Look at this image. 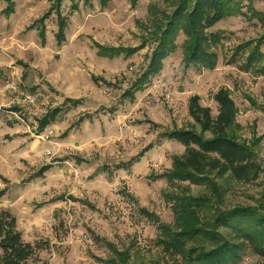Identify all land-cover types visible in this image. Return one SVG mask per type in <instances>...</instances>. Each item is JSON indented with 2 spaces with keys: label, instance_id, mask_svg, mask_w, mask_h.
<instances>
[{
  "label": "rangeland",
  "instance_id": "374dc122",
  "mask_svg": "<svg viewBox=\"0 0 264 264\" xmlns=\"http://www.w3.org/2000/svg\"><path fill=\"white\" fill-rule=\"evenodd\" d=\"M53 1L12 0L9 15L0 1V210L16 218L25 242L46 247L29 264H106L111 245L127 251L130 262L177 264V256L158 246L157 225L139 209L172 224L164 193L174 190L162 175L184 147L164 134L191 127L188 99L194 95L215 117L220 89L237 108L241 139H259L261 167L252 183L217 181L221 208L264 213V73L258 71L264 57L253 70L243 69L254 47L264 55V0H253L258 18L243 9L248 16L226 18L210 30L224 38L214 49V70L184 66L180 35L162 71L133 99L123 95L145 71L153 33L159 35V23L179 0H140L135 7L129 0H64L60 47L54 13L44 22V43L32 28ZM95 45L135 51L108 59ZM13 88L37 95L35 105ZM13 107L21 113L13 114ZM54 109L61 112L40 132L36 119ZM177 185L193 196L204 192L188 182ZM238 264H264V257L247 246Z\"/></svg>",
  "mask_w": 264,
  "mask_h": 264
},
{
  "label": "trees",
  "instance_id": "16d2710c",
  "mask_svg": "<svg viewBox=\"0 0 264 264\" xmlns=\"http://www.w3.org/2000/svg\"><path fill=\"white\" fill-rule=\"evenodd\" d=\"M0 1L7 6L4 14L14 12L12 0ZM63 1L54 0L46 15L32 27L38 30L42 43L45 42L44 22L53 13L57 22L56 44L60 47L65 41L66 21L61 11ZM69 1L72 3L74 0ZM129 1L131 7H135L140 0ZM252 4L253 0H179L165 22L159 23V35L156 31L153 33L155 47L145 71L123 96L133 99L135 92L143 91L150 80L162 71L165 59L177 49L180 35L184 38L181 43L184 66L195 70H214L218 62L214 49L224 38L210 30L226 18L248 16L243 9L248 10L251 18H258L260 14L254 11ZM72 7L75 9L74 5ZM262 41L264 36L259 42ZM95 46L97 54L108 59L121 54L127 56L135 51ZM262 57L264 55L258 47H254L243 69L253 70ZM258 71L264 73V67ZM214 101L217 104L215 117L210 108L200 104L198 96L190 97L188 114L192 120L191 127L173 129L164 134V137L184 147V154L174 157L170 170L162 175L174 190L164 193L172 211V224L161 223L154 214L139 209L141 216L157 225L158 246L164 253L177 256V264H238L247 246L264 257V213L250 207L224 210L221 208L224 191L217 182L219 179L226 182L231 178L241 183H252L259 178L261 167L255 151L259 139H241L239 133L243 128L236 122L237 108L229 91L220 89L214 95ZM60 112L54 109L45 114L38 121V130L44 131ZM46 170L43 167L41 173ZM185 182L204 187V192L200 196L191 195L188 189L177 185ZM3 195L0 193V196ZM45 248L40 243L25 242L17 229L16 218L9 211L0 210V264H29V261H36L37 253ZM109 248L111 255L106 264H144L130 262L127 251H120L112 245Z\"/></svg>",
  "mask_w": 264,
  "mask_h": 264
},
{
  "label": "built area",
  "instance_id": "2783aa9c",
  "mask_svg": "<svg viewBox=\"0 0 264 264\" xmlns=\"http://www.w3.org/2000/svg\"><path fill=\"white\" fill-rule=\"evenodd\" d=\"M13 90L23 97V102L26 105L34 106L35 103L37 102V99H38L37 95L26 94V93H23V92H19L16 88H13Z\"/></svg>",
  "mask_w": 264,
  "mask_h": 264
},
{
  "label": "crops",
  "instance_id": "0c3cea01",
  "mask_svg": "<svg viewBox=\"0 0 264 264\" xmlns=\"http://www.w3.org/2000/svg\"><path fill=\"white\" fill-rule=\"evenodd\" d=\"M68 100H71V99H68ZM13 109H16V111H15V110L13 111V114H18V113L20 114V113H21V111H20L21 109H20L19 107H13ZM17 112H18V113H17ZM47 113H48V111H47L45 114H47ZM45 114H44V115H45ZM44 115H43V116H44ZM43 116H42V117H43ZM42 117H41V118H42ZM41 118H37V119H36L37 126H38V121H39ZM19 121H20V120H19ZM50 125H51V124H50ZM46 171H47V170H46ZM44 173H45V172H43V173H41V174H44Z\"/></svg>",
  "mask_w": 264,
  "mask_h": 264
}]
</instances>
